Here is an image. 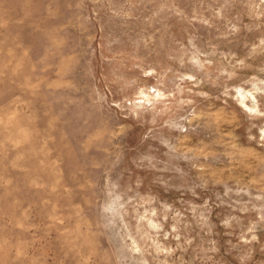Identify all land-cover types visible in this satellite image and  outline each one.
I'll use <instances>...</instances> for the list:
<instances>
[{
    "label": "rangeland",
    "instance_id": "obj_1",
    "mask_svg": "<svg viewBox=\"0 0 264 264\" xmlns=\"http://www.w3.org/2000/svg\"><path fill=\"white\" fill-rule=\"evenodd\" d=\"M0 264H264V0H0Z\"/></svg>",
    "mask_w": 264,
    "mask_h": 264
}]
</instances>
